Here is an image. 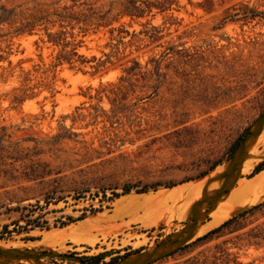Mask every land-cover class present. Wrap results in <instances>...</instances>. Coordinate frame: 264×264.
Here are the masks:
<instances>
[{
    "label": "rangeland",
    "instance_id": "rangeland-1",
    "mask_svg": "<svg viewBox=\"0 0 264 264\" xmlns=\"http://www.w3.org/2000/svg\"><path fill=\"white\" fill-rule=\"evenodd\" d=\"M246 131L250 149L228 159ZM257 156L264 0H0V229L37 203L49 227L0 239V263L85 264L129 246L143 249L101 264L152 262L264 202L210 214ZM125 183L160 185L90 212ZM263 221L264 206L151 264H264V239L248 235Z\"/></svg>",
    "mask_w": 264,
    "mask_h": 264
},
{
    "label": "trees",
    "instance_id": "trees-1",
    "mask_svg": "<svg viewBox=\"0 0 264 264\" xmlns=\"http://www.w3.org/2000/svg\"><path fill=\"white\" fill-rule=\"evenodd\" d=\"M249 12L250 11H244L242 13L237 12L236 14L240 15L241 17H244V16H247L249 14ZM247 134H248V132L246 131L243 134H241L235 140V142L232 144V146L230 148V152L227 155L228 159H231L233 157L234 153L240 147V144H242V142H244L245 136ZM217 164H219V163H217ZM262 170H264V158L253 167L252 171L249 173L248 176L253 177L254 175L261 172ZM156 185H160V184L159 183L152 184V185L145 184L139 188L138 187L139 185H137L135 183H125L122 187L121 192H118L116 190H112L111 196H108L104 192L102 199H100L99 207H93L92 206L90 209V212L94 213V212L102 211L104 201H113L115 198L120 197L123 194H127V193L131 192L132 189L138 188L137 192H145L149 187H154ZM49 202H50V200L47 199L46 203L49 204ZM38 206H39V203H37L36 205H31L30 208L21 207L24 210V212L22 213V217L18 221L13 223V225H14L13 228H10V225H8V224L3 225V227L0 229V239L6 238V237L11 238L13 233H16V234L28 233L30 230H32L36 227H39L41 229L42 228L48 229L49 228L48 225L43 224V223L47 224V221H44V219H43V215L41 213L40 214L37 213L36 208H38ZM262 206H264V202H261L257 205H254L253 207H250L244 211L237 213L233 217L225 220L223 223H221L217 227H215V228L209 230L208 232H206L205 234L197 237L193 241L186 243V244L178 247L177 249L163 255L160 258L173 255L180 250H186V249L198 244L199 242L209 241L211 239L212 235L219 233L225 226L231 224L233 221L237 220L238 218L243 217L244 215L253 212L256 209L261 208ZM41 207H43V206H40V208ZM85 216H86V212H83L77 219L68 215L65 217L66 220H63L62 218L56 219V224L58 223V226L62 227V226L68 225L69 223L74 222L76 220L84 219ZM20 220H24L25 223L23 225H21ZM255 230H256V232H255ZM248 235H251L255 238L264 239V221L262 223L256 225L255 227H253L252 233H250ZM23 239H25V240H31L32 239L33 240V239H35V237L30 236V235H26L25 237H23ZM142 249H143V247H140L137 249H132V247L129 246L126 248V251L123 254L120 253V250H116V249L105 250V251H101V252L96 253V254L81 255L80 260L85 264H101V263H105L106 258L108 256H110L109 262L110 263H117L120 260H124L125 258H127L130 254L139 252ZM220 252H221L220 255H228L229 254V252L226 250H222ZM160 258H158V259H160ZM158 259H155L152 262L150 261L146 264H151V263L157 261ZM0 264H9V263H0ZM18 264H25V263L20 262Z\"/></svg>",
    "mask_w": 264,
    "mask_h": 264
},
{
    "label": "bare ground",
    "instance_id": "bare-ground-1",
    "mask_svg": "<svg viewBox=\"0 0 264 264\" xmlns=\"http://www.w3.org/2000/svg\"><path fill=\"white\" fill-rule=\"evenodd\" d=\"M254 135H249L236 151L235 156L244 157L245 153L251 147V140ZM264 157L257 156L251 161V168L256 165V162L261 161ZM211 176L216 178L217 170L213 169ZM264 199V170L243 181L238 187L234 188L229 194L223 196L218 204L210 210L213 221L220 222L226 216L243 209L244 207L256 204Z\"/></svg>",
    "mask_w": 264,
    "mask_h": 264
},
{
    "label": "crops",
    "instance_id": "crops-1",
    "mask_svg": "<svg viewBox=\"0 0 264 264\" xmlns=\"http://www.w3.org/2000/svg\"><path fill=\"white\" fill-rule=\"evenodd\" d=\"M257 163H258V162H257ZM257 163H256V164H257Z\"/></svg>",
    "mask_w": 264,
    "mask_h": 264
}]
</instances>
